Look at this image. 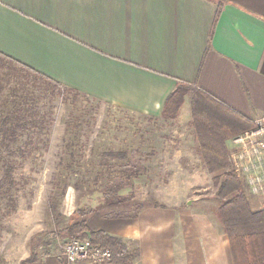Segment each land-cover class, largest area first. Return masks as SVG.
Instances as JSON below:
<instances>
[{
	"label": "crops",
	"instance_id": "1",
	"mask_svg": "<svg viewBox=\"0 0 264 264\" xmlns=\"http://www.w3.org/2000/svg\"><path fill=\"white\" fill-rule=\"evenodd\" d=\"M217 2L0 0V53L144 117H160L168 95L185 84L254 120L264 115V0H223L214 24ZM191 204L146 206L136 218L96 212L87 225L138 246V264H234L216 206ZM62 254L26 264H88Z\"/></svg>",
	"mask_w": 264,
	"mask_h": 264
},
{
	"label": "trees",
	"instance_id": "2",
	"mask_svg": "<svg viewBox=\"0 0 264 264\" xmlns=\"http://www.w3.org/2000/svg\"><path fill=\"white\" fill-rule=\"evenodd\" d=\"M222 3L223 0L217 2L214 24L222 10ZM38 92L52 98L69 93L87 97L0 53V210L9 213L16 210L17 194L26 190L29 183V175L23 172L24 160L30 158L33 161L39 142L43 143L45 150L48 149L45 137L52 118L37 111ZM188 93L191 95L190 126L193 140L216 188L215 213L227 235L233 263L264 264V205L254 208L243 188L242 180L230 168L227 146V141L252 129L254 124L252 120L240 116L204 91L185 84L177 85L168 95L162 107L161 118L175 119ZM67 148L70 149L66 160L69 165L67 168L71 170L74 151L71 147ZM99 154L103 166L93 174L92 179L94 184L99 185L97 192L100 204H85L74 209L66 217L65 224L59 227V220L64 219L60 206L66 186L59 193L53 192L47 206L54 217L56 228L40 236L41 243L36 247L42 245L46 250L40 255L32 252L21 264L51 254L54 241L64 243L84 238H90L93 243L108 248L111 263L138 264V246L130 245L123 238L91 230L87 220L96 212L107 218H136L144 206L135 201V194L131 190L129 193L124 191L131 188L133 180L147 173L146 163L149 158L135 148L106 149ZM88 180L77 179L72 183L73 188L91 189Z\"/></svg>",
	"mask_w": 264,
	"mask_h": 264
},
{
	"label": "rangeland",
	"instance_id": "3",
	"mask_svg": "<svg viewBox=\"0 0 264 264\" xmlns=\"http://www.w3.org/2000/svg\"><path fill=\"white\" fill-rule=\"evenodd\" d=\"M37 95V111L52 118L45 137L48 149L39 142L33 161L24 160L23 172L29 175V183L26 190L17 194L16 210L11 213L0 210V264H21L32 252L40 255L46 250L36 245L41 243V234L56 228L47 206L53 192L59 193L66 186L60 206L64 219L59 220V227L74 209L100 204L99 185L93 183L92 177L102 168L99 153L106 149L135 148L149 158L147 173L133 180L131 188L124 191L131 190L138 204L166 206L192 200V206L215 208L216 188L195 150L190 126V93L172 120L144 117L73 93L55 98L40 92ZM67 147L74 151L71 170L67 168L70 151ZM183 158L195 159L194 163L199 166H180L179 159ZM77 179H89L92 188L74 189L72 183ZM242 182L254 208L262 207L264 197L251 195ZM69 241H54L51 253L62 250Z\"/></svg>",
	"mask_w": 264,
	"mask_h": 264
},
{
	"label": "built area",
	"instance_id": "4",
	"mask_svg": "<svg viewBox=\"0 0 264 264\" xmlns=\"http://www.w3.org/2000/svg\"><path fill=\"white\" fill-rule=\"evenodd\" d=\"M254 127L229 140L230 168L255 197H264V115L252 120ZM62 255L68 263L111 262V252L90 238L65 243Z\"/></svg>",
	"mask_w": 264,
	"mask_h": 264
}]
</instances>
